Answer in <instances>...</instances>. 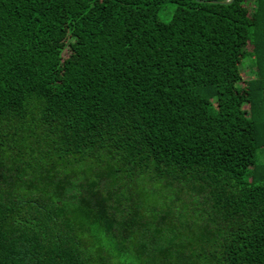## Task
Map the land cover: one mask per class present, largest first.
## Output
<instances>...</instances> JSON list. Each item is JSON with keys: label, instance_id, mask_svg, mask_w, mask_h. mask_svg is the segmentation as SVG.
Returning <instances> with one entry per match:
<instances>
[{"label": "trees", "instance_id": "16d2710c", "mask_svg": "<svg viewBox=\"0 0 264 264\" xmlns=\"http://www.w3.org/2000/svg\"><path fill=\"white\" fill-rule=\"evenodd\" d=\"M212 1L0 0V264H264V0Z\"/></svg>", "mask_w": 264, "mask_h": 264}, {"label": "rangeland", "instance_id": "374dc122", "mask_svg": "<svg viewBox=\"0 0 264 264\" xmlns=\"http://www.w3.org/2000/svg\"><path fill=\"white\" fill-rule=\"evenodd\" d=\"M174 10V5L172 4H167L163 7V9L161 11H159L158 13V16L160 18V20L166 22L169 20L171 14H172V11ZM192 19H194V17H192ZM249 63H251L250 59L248 57H246L242 62H241V65H240V68H242L243 70V78L244 79H247L251 76L252 74V70L250 69L249 67ZM59 75H60V72H59Z\"/></svg>", "mask_w": 264, "mask_h": 264}, {"label": "water", "instance_id": "95a60500", "mask_svg": "<svg viewBox=\"0 0 264 264\" xmlns=\"http://www.w3.org/2000/svg\"><path fill=\"white\" fill-rule=\"evenodd\" d=\"M232 0H226V1H212V2H217V3H229ZM199 2H203V1H199Z\"/></svg>", "mask_w": 264, "mask_h": 264}]
</instances>
